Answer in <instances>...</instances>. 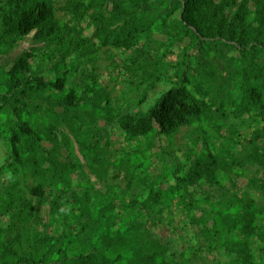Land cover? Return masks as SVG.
<instances>
[{"label": "trees", "instance_id": "trees-1", "mask_svg": "<svg viewBox=\"0 0 264 264\" xmlns=\"http://www.w3.org/2000/svg\"><path fill=\"white\" fill-rule=\"evenodd\" d=\"M29 35L0 264H264V0H0V56Z\"/></svg>", "mask_w": 264, "mask_h": 264}, {"label": "rangeland", "instance_id": "rangeland-1", "mask_svg": "<svg viewBox=\"0 0 264 264\" xmlns=\"http://www.w3.org/2000/svg\"><path fill=\"white\" fill-rule=\"evenodd\" d=\"M30 36H27L25 39L21 40L17 47L8 55L6 56H0V66L4 65L5 68H8V65L10 63V61L16 56L18 55L19 53H21L26 47H28L29 43H30ZM110 54H114L115 57L117 56H120V54L118 53L117 50H111ZM101 73H102V82H106L107 79H108V75H109V70L107 69V64L109 62V54L108 52L105 50V51H102L101 52ZM110 76V75H109ZM126 79H127V76L126 75H123V76H119L118 79H116L117 81L115 82L116 83V88H115V93H114V96L116 95H120L122 93V91L125 89V87H127L126 85ZM161 90V88H160ZM158 92V90H157ZM153 97H154V94H151L149 95V98L147 100V102L144 104V108H147V106L153 102ZM232 120H229L228 123H231ZM233 125H237V123L235 122ZM118 137L121 138L119 136V133H118ZM176 149H177V155L179 157H182L183 155V148H180L179 146H176ZM7 155V151L6 149L4 148V143L2 142V140L0 139V166L4 163V158L5 156Z\"/></svg>", "mask_w": 264, "mask_h": 264}]
</instances>
